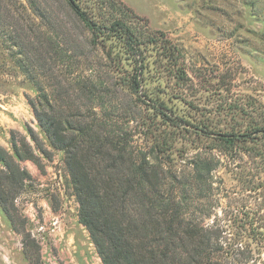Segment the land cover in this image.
<instances>
[{"label": "rangeland", "instance_id": "374dc122", "mask_svg": "<svg viewBox=\"0 0 264 264\" xmlns=\"http://www.w3.org/2000/svg\"><path fill=\"white\" fill-rule=\"evenodd\" d=\"M35 1L43 19L34 17L26 0H0V147L13 155L12 134L25 137L39 162V167L19 162L31 179L15 197V226L0 208V264H102L79 223L64 153L50 145L35 119L29 100L36 91L27 78L35 76L50 104L71 115L79 112L73 94L61 105L55 83L90 75L105 86L101 99L85 102L80 113L91 116L93 109L100 122H107V130L133 132L135 143L145 150L162 144L163 166L186 182L178 189L195 220L218 230L222 259L264 264V135L253 133L264 126V0H78L90 16L105 18L108 25L119 18L141 32L144 42L163 33L180 51L184 80L161 57L163 41L144 48L148 68L143 89L184 120L177 133L161 122L152 103H141L143 97L138 100L117 74L109 73L108 49L90 44L89 32L64 0ZM117 1L131 14L99 11L98 3L117 6ZM27 17L73 56L70 69L49 68L48 46L40 50L34 38L38 32L31 38L38 50L25 46L28 59L20 54L15 29ZM19 60L29 67V75ZM247 131L251 138L243 139ZM227 134L237 138L232 147L222 141ZM203 159L213 168L200 191L192 164Z\"/></svg>", "mask_w": 264, "mask_h": 264}, {"label": "trees", "instance_id": "16d2710c", "mask_svg": "<svg viewBox=\"0 0 264 264\" xmlns=\"http://www.w3.org/2000/svg\"><path fill=\"white\" fill-rule=\"evenodd\" d=\"M26 1L34 17L43 19L39 3ZM64 1L89 32L90 44L108 49L106 65L109 73L112 76L117 74L121 85L138 100L143 97L141 103L146 100L152 103L151 108L166 127L175 133L183 130L184 120L163 101L150 98L143 89L148 68L145 44L163 41L161 57L170 61L177 79L184 80L186 74L178 65L182 59L180 51L170 45L163 33H158L162 38L147 36L148 40L144 42L143 34L135 32L121 19H113L108 25L105 18L90 16L80 7L78 0ZM104 3H98L99 11L108 8L124 17L123 9L131 14L122 2L117 1V6ZM20 20L15 32L21 55L28 59L25 46L33 52L38 50L31 39L38 32L34 38L39 41L40 50L44 44L48 46L49 68L64 66L70 69L73 56L68 55L55 39L44 36L30 17L26 21ZM18 63L22 72L29 75V67H24L22 60ZM67 75L73 74L67 72ZM107 75L110 78V74ZM27 78L36 91L34 99L29 100L35 119L50 145L64 153L65 167L78 203L79 223L87 230L102 264H248L246 258L229 263L222 259L224 251L218 230L195 220L186 198H181L178 189L186 182L181 183L163 166L165 150L162 144L155 146L154 151L145 150L135 143L133 132L107 130V122H100L93 109L91 116L80 113L85 102L91 104L101 99L103 81L97 82L93 75L56 81L60 92H56L55 99L61 105H65L66 99L73 94V105L79 112L70 115L58 105L50 104L47 90L36 82L35 76ZM51 87L55 88L54 85ZM253 133L264 135V126ZM250 135L251 132L247 131L241 137L250 139ZM222 136V141L230 147L237 141L233 135ZM11 137L13 155L0 147V162L3 164L0 170V208L15 226V197L31 179L19 162L30 161L37 167L39 162L25 137L16 139L15 134ZM32 140L35 142L34 136ZM192 165L194 186L201 191L199 186L209 182L213 167L204 159Z\"/></svg>", "mask_w": 264, "mask_h": 264}]
</instances>
